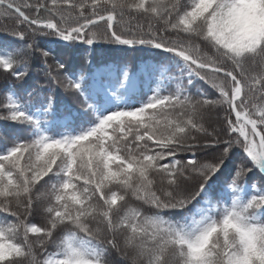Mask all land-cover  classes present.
Segmentation results:
<instances>
[{"label":"snow or ice","instance_id":"obj_1","mask_svg":"<svg viewBox=\"0 0 264 264\" xmlns=\"http://www.w3.org/2000/svg\"><path fill=\"white\" fill-rule=\"evenodd\" d=\"M0 18V264H264V0H0ZM101 41L155 55L98 75L77 57Z\"/></svg>","mask_w":264,"mask_h":264},{"label":"trees","instance_id":"obj_2","mask_svg":"<svg viewBox=\"0 0 264 264\" xmlns=\"http://www.w3.org/2000/svg\"><path fill=\"white\" fill-rule=\"evenodd\" d=\"M15 27V21L12 19H4L0 18V41H10L12 37L10 34L6 35L4 30H10ZM155 55V50L152 53V56H149L145 52L132 51V50H124L123 46H117L108 44L105 42H98L93 46L89 47L87 45H83L79 50V54L77 57V62L80 66L87 69L88 65L85 63L86 60H91L92 65L95 70H97L99 74L107 75L109 68L114 69L116 65L127 66L129 71L132 73H136L137 76L142 73L144 68V62L148 60L152 61V57ZM103 65H108L109 68L102 67ZM6 81L4 79L3 74H0V89H2L5 85ZM3 94L0 93V102H3ZM69 103H72L73 107H77V105L71 100V98H67ZM205 126L209 131H212L213 128H217L218 121L216 119V114L214 112L208 113L206 116ZM0 127H8V124L2 120H0ZM11 132V129L9 128ZM187 157L190 154H184ZM233 165H229V168H232ZM34 222L39 223V218H33Z\"/></svg>","mask_w":264,"mask_h":264},{"label":"rangeland","instance_id":"obj_3","mask_svg":"<svg viewBox=\"0 0 264 264\" xmlns=\"http://www.w3.org/2000/svg\"><path fill=\"white\" fill-rule=\"evenodd\" d=\"M142 72H144V68H143ZM107 74H110L109 71L107 72Z\"/></svg>","mask_w":264,"mask_h":264}]
</instances>
